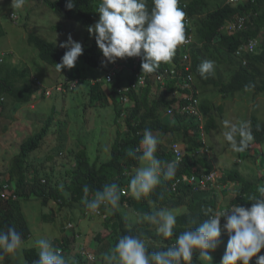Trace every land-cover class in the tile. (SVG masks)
<instances>
[{"label":"trees","instance_id":"1","mask_svg":"<svg viewBox=\"0 0 264 264\" xmlns=\"http://www.w3.org/2000/svg\"><path fill=\"white\" fill-rule=\"evenodd\" d=\"M42 1L60 18L73 20L87 30V35H85L86 31L82 29L77 33L84 35L79 37L83 48L82 55L72 69L65 68L60 73L63 74L66 70L72 71V73L78 70L80 73L81 65L86 64L91 68H104L106 71L105 81L111 74L113 82L110 91L105 90L103 79L93 80L94 83L91 81L85 86L89 93L87 96L92 103L103 108H111L115 113L113 123L117 125L122 119L127 125L128 133L121 135L118 131V137L111 146L110 155L106 158L101 156L93 158L85 145L79 151L70 149L64 151L61 156H64L65 159L66 155V162L60 165L63 169V173L60 174L61 180L55 173L56 161L60 152L57 156L47 155V163L53 164L51 171H47L43 164L35 165L30 162V154L41 147L43 141L48 137L50 127H54L52 125L55 120L54 115L47 118L41 131L21 145V152L12 159L8 171L0 172V231H6L8 227H13L21 234L23 241L32 239L34 232L26 212L30 200L35 198L42 210L50 209L48 213L41 214L44 223L55 224L58 214L66 213L64 217H67V223L72 225L73 230L66 231L68 225L66 224L61 232V239L53 241V246L62 250L65 253L63 256L66 258V254L71 253L73 242H78L87 234L82 231L81 227L78 228V220L82 216L85 217L87 212L89 213L83 203L84 186L89 187L88 198L91 199L96 190L102 189L105 184L115 183L124 190L121 194L119 207L105 210L101 206L100 211L106 215V219L103 221V232H98L93 236L91 247H86V243L82 240L79 246L82 251H79L77 259L73 260L72 257H69L72 260H68L69 264H103V255L115 246L121 235L142 234L147 238L149 251L160 250L162 247L174 243L176 235L180 232L187 228H194L196 226L194 221L200 223L206 219L202 209L212 208L221 211L223 210L222 206L224 207L223 211H227L232 204L251 207L247 198L250 194L258 195L256 190L264 183V173L246 177L237 169L226 170L223 184H234L237 196L232 198V192H230V195H227L230 196V199L220 205L217 201L221 195L218 190L211 186L194 189L192 185H188L184 181L191 173H200L203 168L213 167L208 159L195 160L189 156L181 166L176 167V173L172 180L161 179L160 185L148 197H143L138 201L128 194L127 189L133 169L139 166V161L130 157L128 152L129 150L135 151L140 146L146 128L151 129L154 134L161 133V136L171 134L179 137L182 142L188 145L193 144V148L200 146L201 143H197L191 138L192 133L199 132L200 123L196 121L193 114L183 111L186 101L180 97V94L191 97L195 93L194 99L199 103L198 108H201L205 119L203 123L205 133L209 139L213 132L220 130L227 112L223 104L216 106L206 99L204 100L205 93L211 92L223 99L234 98L238 94L247 92L254 93V98L264 94V48L262 46L258 48L254 56L244 55L241 58L236 56L237 49L248 40L257 39L259 36L264 39V0L241 1L234 5L227 4V0H180L178 7L186 6L183 9L185 12L183 20L185 40L191 32L194 37V42L189 50L193 67L187 70L190 72L191 78L182 83L186 89L178 86L177 80L168 75L166 85L159 87L154 92L148 80L145 88L131 93H120L121 81L124 78L123 73L127 70L128 75L135 77L136 73L133 71V67L139 57L125 58L120 69H114L115 64L122 59H117L115 63H107L94 36L88 32V27L99 20V13L96 10L101 0H75V7L72 10L65 7L67 0ZM27 2L29 0H25V4ZM147 4L150 9L152 7L151 0H147ZM213 5L218 10L206 14L204 9ZM185 18H190L193 23L191 31L185 25ZM233 24L239 28H233ZM5 35L4 31H0V37ZM30 39L34 47L38 49L40 59L56 69L55 64L61 61L67 49L35 34H31ZM186 51L184 50V52ZM13 59V57L6 58L4 63H0V121L6 120L3 117V112L10 103L14 106V111L17 112L19 111L18 105L24 107L33 105L34 100L39 97L38 95L46 99L45 92H39V85L30 82V73L20 70ZM174 60L176 68L181 69L180 57L175 56ZM203 60L214 62V71L206 79L201 78L197 70ZM165 68H170L169 63H162L158 71H164ZM188 72H181L180 75L187 77ZM71 76V79L75 80L73 74ZM56 85L54 86L56 88L61 86V84ZM246 86H248L247 89ZM64 89L73 91L68 84ZM176 91L179 92L177 96H175ZM122 97H127L129 101L121 102ZM169 111L172 116L164 118ZM7 121L12 123L13 119ZM251 121L254 141L250 142L247 150H254L260 155L261 152L263 153L264 124L258 117H252ZM156 156L158 159L168 161L171 160L172 154H166L160 150L156 152ZM257 158L254 154L244 156V160L254 164L255 167H258ZM45 177L47 180L43 179ZM12 191L18 194L19 199L14 200L11 194L3 195V192ZM160 208L172 209L177 215L174 235L167 240L156 234L154 225L141 219L144 213H150ZM128 210L132 211L134 218L130 220L133 224L132 227H128L129 219L127 220L126 217ZM182 210L186 212L181 213ZM88 215L90 216L87 218H97L91 214ZM221 223H224L223 218H221ZM105 230L110 233L104 236L102 234L107 233L104 232ZM221 235H224L225 238L227 236L224 232ZM23 251L29 264H34L38 260L39 251L36 248H25ZM101 251L103 252L98 256ZM258 255H264V249ZM193 264H202L196 254L193 257ZM250 264H255V258L250 261Z\"/></svg>","mask_w":264,"mask_h":264},{"label":"clouds","instance_id":"2","mask_svg":"<svg viewBox=\"0 0 264 264\" xmlns=\"http://www.w3.org/2000/svg\"><path fill=\"white\" fill-rule=\"evenodd\" d=\"M241 1L247 2L248 0H227V4L234 5L241 3ZM151 3L152 7L149 9L147 0H101L96 10L99 13V20L88 27L89 34L94 36L96 44L107 63H115L117 59L139 57L133 67V71L136 73L135 77L126 75V82H122L120 93L139 91L146 87L148 80L154 92L159 87L166 85L168 75L177 80L178 86L186 89V86H182V83L191 78L190 72L187 70L193 67L189 50L194 42V37L191 32L185 40L183 23L185 12L183 9L186 6L178 7L180 0H151ZM24 5L25 0H12L11 3V7L15 10H22ZM65 7L72 10L75 7V0H67ZM210 7L213 8L209 11L204 9L206 14L218 10L215 5ZM10 17L15 24L19 20L16 13H12ZM184 22L191 31L193 24L191 19L185 18ZM233 28L239 27L233 24ZM66 30H69V28L67 27ZM68 33H71V29ZM59 46L67 49V51H65L61 61L55 64L56 70L61 72L65 68L72 69L83 53L82 44L74 41L71 34H69L66 42L61 43ZM261 46L264 48V39L261 36L257 39H250L237 49L236 56L238 58L244 55L254 56ZM184 50L187 51L184 52ZM7 55L14 56L13 53L1 54L0 63L6 61ZM175 56L181 59V69L176 68ZM42 62L48 65L46 62ZM162 63H169L170 68L158 71ZM115 65L114 69L119 68L123 65V62L119 61ZM197 70L201 78L206 79L214 71V62L203 60ZM181 72H188L189 75L182 77ZM108 76H111V74ZM159 77H161V80H159ZM106 81L109 84L113 82L110 83L107 79ZM59 87L65 88L66 86L61 85ZM40 89L45 92L46 96L47 91L51 90L52 95L50 97L54 93L62 94L66 92V90L57 91L56 87L52 89H42L40 87ZM178 94L179 92L176 91L175 96ZM194 95L195 93L191 97H187L185 94H180V97L186 101L184 108L195 100ZM50 97L47 96V98ZM128 101L127 97L121 98V102L127 103ZM198 107L199 103L197 106L198 113L193 115L196 117V121L200 123L199 132L192 133L191 138L196 140L197 143H201L200 146L193 148V144L188 145L182 142V139L171 134H167L170 139L163 141L162 138L160 142L159 135L162 134H154L151 129L146 128L140 146L135 151L129 150L128 155L139 161V166L133 169V175L127 189L128 194L133 198L139 201L143 197H148L160 185L161 179L165 181L172 180L176 173V167L181 166L188 156L195 160L208 159L210 164H213L214 158L210 156L215 152L216 144L213 143L212 136L209 139L205 133L203 125L205 119L201 108ZM171 116L172 113L169 111L164 118H170ZM251 124L252 121H250V127ZM224 127L226 130L222 133L223 137L228 142L231 151L238 153L237 163L245 165L247 161L244 160V156L254 154L258 157L256 159L258 167H263V172L257 174H263L264 145L263 153L261 152L260 155L254 150H247L250 142L254 141L248 122L232 123L226 120L224 121ZM160 150L166 154L171 153V160L158 159L156 152ZM224 151L218 153V160L224 155L222 154ZM177 153L182 155L181 162H176ZM258 167H256V170ZM229 170H233V168L231 167ZM237 170L241 171L240 169ZM212 173L217 175V183L207 184L205 188L211 186L219 191L222 188L220 185L224 188L229 185L223 184L225 173L221 179L216 171L209 168H203L200 173H191L184 181L196 189L201 187L200 184H190L189 180L192 177L201 180L204 176ZM217 184L218 187H216ZM123 191L115 183L105 184L102 189L96 190L92 194V198L89 199L90 189L85 185L83 188L85 194L83 203L86 209L93 214H98L101 206L105 210L117 209ZM256 191L258 195L250 194L247 198L251 207L232 204L227 211H223L224 207L222 206L221 209L223 210L221 211L212 208L202 209L203 215L207 217L206 219H203L200 223L194 221L196 224L194 228H187L180 232L176 235L174 243L166 245L160 250L149 251L147 238L142 234L121 235L115 246L103 255V264H193L194 254L198 256V260L202 264H212L213 257L211 253L216 251L222 232L226 233L228 242L220 264H250L253 258H255V264H264V255H258L264 249V183ZM236 196L235 190L232 192L231 197ZM88 216L90 215H86V217ZM98 218L102 221L106 219L103 217L93 219ZM221 218L224 220L223 224ZM141 219L154 225L156 234L162 236L165 240L173 237L177 224V215L174 210L169 208L156 209L150 213H144ZM22 243L23 238L15 228L8 227L6 231H0V261L3 260L5 254H15ZM36 245L39 249V258L34 264H67L65 257L58 248L53 246L51 240L41 238L36 241Z\"/></svg>","mask_w":264,"mask_h":264},{"label":"rangeland","instance_id":"3","mask_svg":"<svg viewBox=\"0 0 264 264\" xmlns=\"http://www.w3.org/2000/svg\"><path fill=\"white\" fill-rule=\"evenodd\" d=\"M11 3L12 0H0V31L6 33L4 37H0V55L13 53V61L19 66L18 68L30 73V82L39 85L42 89H52L56 84L63 86L68 84L73 91L66 90L65 93L60 95L54 93L50 98L46 96V99L38 95L39 97L34 100L33 105L26 107L18 105L19 111L17 112L14 111L12 103L9 104L8 108L3 112V117L6 120L13 119V122L11 123L10 132L0 137V172L8 171L12 159L21 152V145L39 133L45 125V120L54 115L55 120L52 123L54 127H50L48 137L43 141L41 147L30 154V162L35 165L43 164L47 171H51L53 164L47 163V155L54 154L57 156L60 152L56 161L55 173L58 175V179H61L60 174L63 173V169L60 165L66 162V155L65 159L64 156H61L64 151L66 152L68 149L79 151L85 145L93 158L97 156L106 158L110 155L111 146L118 137V131L121 135L128 133L127 125L122 119L117 125L114 124L115 113L112 112V109L103 108L92 103L87 96L89 93L85 86L91 81L93 83V80L99 81L103 79L106 91L112 88V84L105 81L106 71L104 68H91L86 66V64H82L80 73H78V70L75 71L76 73L66 70L61 74L52 66H48L41 61L39 51L34 47L30 39V35L35 34L59 46L61 43L66 42L68 35L71 34L74 41L81 43L79 37L84 35L77 33L82 29L86 31L85 35H87V30L79 26L75 21L58 17L49 8L45 7L42 0H29L22 10L13 9ZM212 8L209 7L207 11ZM12 13H16L21 17L16 24L10 17ZM67 27L69 30L71 29V33H68ZM9 58H12V56L7 55V59ZM124 60L125 58L120 61L123 62ZM71 74L76 80L71 79ZM123 74L124 78L121 83L126 82L128 70ZM78 79L81 80V83H79ZM39 92L41 93L42 90L40 89ZM253 96L254 93L247 92L238 94L234 98L223 99V97H218L210 92L205 93L203 99L215 105L223 104L227 112L225 121L232 123L248 122L250 127L252 117H258L264 123V95H258L256 98ZM225 130L223 123L220 130H216L212 134V141L216 144V147L215 152L210 156L214 158L213 167L210 169L216 171L221 179L225 171L231 169V167L233 170L240 169L246 177L263 172V167L256 170L252 163L246 162V165L237 163L238 153L232 152L228 142L225 141L222 134ZM250 130L252 132V124ZM159 137L160 142L162 138L163 141L170 139L169 135L165 137L159 135ZM206 139L208 140L207 136ZM222 151H224L222 153L224 155L218 160V153ZM67 164L69 165L70 162L68 161ZM43 179L47 180L46 177ZM216 187H218V184ZM220 187H222L219 190L221 195L217 201L221 205L224 201L230 199V196L227 195L235 191L236 187L232 184H229L226 188L222 185ZM29 203L26 214L34 236L28 241H23L15 254L4 255L0 264H29L24 256L23 250L25 248H36L39 251L36 245V241L39 239L46 238L52 242L56 239H61L62 229L68 224L67 217H64L66 213H59L55 224L44 223L41 219V214L48 213L50 209L42 210L35 198H32ZM185 212V210H182L181 213ZM133 215L135 216L136 214L134 213ZM126 217L127 220L129 219L128 227H132L133 224L130 221L134 219L132 211L128 210V216L126 215ZM92 219L82 216L78 220V228L81 227L82 231H85L84 233L87 232V234L84 236L85 239L80 238L78 242H73L71 253L66 254L67 264H69L68 260H72L69 257H72L73 260L77 259L79 251H82L79 248L82 240L86 243V247H91L93 236L98 232H103V221ZM65 230L71 232L73 227L68 224ZM104 232H107L102 234L104 236L110 233L108 230ZM227 242L228 239L221 235L216 251L211 253L213 257L212 264H220ZM101 248L103 249V247Z\"/></svg>","mask_w":264,"mask_h":264},{"label":"built area","instance_id":"4","mask_svg":"<svg viewBox=\"0 0 264 264\" xmlns=\"http://www.w3.org/2000/svg\"><path fill=\"white\" fill-rule=\"evenodd\" d=\"M107 80H108V82L111 83L113 81V78L111 76H108L107 77ZM159 80H161V77H159ZM56 90L62 92L65 89L63 87H59ZM46 94H47L48 97H50L52 95V91L51 90H48ZM197 106H198V101L197 100L191 101L184 108L183 111L184 112H187V113H191V114L197 115V113H198L197 112ZM177 154H176V162H181L182 161V155H180V153H177ZM189 183L190 184H196V185L200 184V186H204L205 187L207 184H210V183L215 184V183H217V175L215 173H212V174H209V175L204 176L201 180H198L196 177H192L189 180ZM12 192H3V195L5 196V195H8V194H11L14 200L19 199L18 194L15 191H12ZM88 214H91L94 217H103V218H106V215H103L100 210H99V213L98 214H93L90 211H89V213L87 212V215ZM60 251H61L62 255H64V252L62 250H60Z\"/></svg>","mask_w":264,"mask_h":264},{"label":"crops","instance_id":"5","mask_svg":"<svg viewBox=\"0 0 264 264\" xmlns=\"http://www.w3.org/2000/svg\"><path fill=\"white\" fill-rule=\"evenodd\" d=\"M10 128H11V123H9L7 120H1L0 121V137L9 133Z\"/></svg>","mask_w":264,"mask_h":264}]
</instances>
